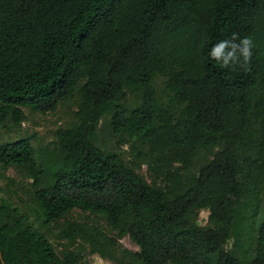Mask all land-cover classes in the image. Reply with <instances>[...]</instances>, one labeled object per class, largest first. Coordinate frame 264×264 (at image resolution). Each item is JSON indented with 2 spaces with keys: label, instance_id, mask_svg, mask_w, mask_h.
<instances>
[{
  "label": "trees",
  "instance_id": "16d2710c",
  "mask_svg": "<svg viewBox=\"0 0 264 264\" xmlns=\"http://www.w3.org/2000/svg\"><path fill=\"white\" fill-rule=\"evenodd\" d=\"M68 101L47 144L0 139L36 218L0 199V264H86L85 245L115 264H264V0H0V126Z\"/></svg>",
  "mask_w": 264,
  "mask_h": 264
},
{
  "label": "rangeland",
  "instance_id": "374dc122",
  "mask_svg": "<svg viewBox=\"0 0 264 264\" xmlns=\"http://www.w3.org/2000/svg\"><path fill=\"white\" fill-rule=\"evenodd\" d=\"M76 105L74 101H68L65 104L58 106L54 112L40 113L25 109L26 119L22 122L19 128L13 129L3 128L0 126V139L16 138L18 136H29L35 146L45 145L54 139V131L62 126L67 125L73 117ZM113 140L111 144H113ZM124 146L123 149H125ZM141 174L149 181L148 172L145 165L141 167ZM0 199L10 202L13 206L19 208L22 212L26 213L32 221H36L35 213L33 212V204L29 192V179L26 177L24 171L16 167L2 168L0 166ZM208 211L201 210L199 212L198 222L205 224L207 220ZM70 219H75L80 222L89 223L94 225L100 223L103 230L109 235L113 236L114 232L110 231L106 222L99 217L81 213L78 210L69 215ZM50 237L53 244L58 250H61L62 243L66 240L61 239L59 232L56 229L50 231ZM81 241L78 240L77 243ZM118 242L122 247L136 251L138 246L129 238L123 236L118 238ZM85 262L86 264H115L113 261L101 257L98 253H90L88 246L85 245Z\"/></svg>",
  "mask_w": 264,
  "mask_h": 264
},
{
  "label": "clouds",
  "instance_id": "9594fccd",
  "mask_svg": "<svg viewBox=\"0 0 264 264\" xmlns=\"http://www.w3.org/2000/svg\"><path fill=\"white\" fill-rule=\"evenodd\" d=\"M242 43L245 45V47L242 50L243 51V54L245 55V57H247L250 54L249 53V50H248V47H247V45H249L250 42L247 39H245ZM223 47H224V44L223 43H220V44L214 46L213 49H212L211 55L213 57H215V58H218V59L221 58V52H222ZM233 47L235 48L236 46L233 45ZM229 55H231V53H229ZM223 63L225 65L228 64L227 57H224L223 58Z\"/></svg>",
  "mask_w": 264,
  "mask_h": 264
}]
</instances>
